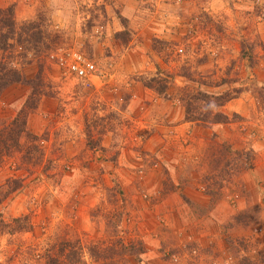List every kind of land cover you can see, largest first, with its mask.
<instances>
[{
    "label": "rangeland",
    "instance_id": "374dc122",
    "mask_svg": "<svg viewBox=\"0 0 264 264\" xmlns=\"http://www.w3.org/2000/svg\"><path fill=\"white\" fill-rule=\"evenodd\" d=\"M6 8L18 34L0 60L24 80L0 91V129L35 89L28 127L41 139L33 153L23 134L0 162V216L27 222L0 228V264L70 252L82 264H264V0H0ZM60 48L80 50L96 74L66 76L50 59ZM157 64L226 80L212 92L238 88L220 108L227 121H187L180 80L170 98L146 88Z\"/></svg>",
    "mask_w": 264,
    "mask_h": 264
},
{
    "label": "trees",
    "instance_id": "16d2710c",
    "mask_svg": "<svg viewBox=\"0 0 264 264\" xmlns=\"http://www.w3.org/2000/svg\"><path fill=\"white\" fill-rule=\"evenodd\" d=\"M3 13L2 23L7 27V31L2 33L0 31V51L8 52V58H11L13 51L15 50L14 44L10 43L8 39H11L14 33L18 34L14 30L13 14L10 8L0 10ZM7 14V15H6ZM241 58L249 59L250 54L247 50L241 47ZM5 58L1 57L0 59ZM196 70L191 69V66L183 65L179 71L167 70L161 68L160 65H156V69L149 76H145L140 79L142 84L147 88H150L160 94L162 97H171L167 90L175 84L177 80L181 81V86L177 88L175 96L179 93L180 96L176 97L184 106V118L187 121H196L204 124H215L223 123L227 121L228 116L220 108L230 99L234 98L239 92V89H231L229 91H210L206 87H219L222 85L223 81L226 80L222 78H216L215 73L204 74ZM39 73L35 76V80H40ZM24 80L22 74L19 70L13 66L9 65V61L0 60V91L4 89L8 84L14 82H20ZM40 82V81H39ZM42 92L39 90L32 89L31 92L26 97L25 101L18 109L16 115L8 122L2 123V128L0 129V135L3 139H9L11 142L6 143L3 141L4 145H0V162L3 157L10 156L15 149L21 150L22 144H20V138L23 134L29 136V144H26V151H31L33 153L39 152L38 141L41 139L37 134H34L28 127V116L36 109L38 102L41 99ZM174 98V97H172ZM5 136V138H4ZM29 158L32 157L29 152ZM17 218L12 219V223H16ZM27 223L24 222L20 225H12L10 222H6L0 216V228L3 234H13L22 229L23 225ZM77 246L72 245V248ZM51 249V248H50ZM78 249V248H75ZM49 252V251H48ZM82 256H79L70 252L64 258H58V256L52 257L51 254L36 255L34 257L35 262H42V264H82ZM34 264V263H33Z\"/></svg>",
    "mask_w": 264,
    "mask_h": 264
},
{
    "label": "built area",
    "instance_id": "2783aa9c",
    "mask_svg": "<svg viewBox=\"0 0 264 264\" xmlns=\"http://www.w3.org/2000/svg\"><path fill=\"white\" fill-rule=\"evenodd\" d=\"M55 67L66 76L81 80H90L96 74L93 60L76 48H60L50 54Z\"/></svg>",
    "mask_w": 264,
    "mask_h": 264
},
{
    "label": "crops",
    "instance_id": "0c3cea01",
    "mask_svg": "<svg viewBox=\"0 0 264 264\" xmlns=\"http://www.w3.org/2000/svg\"><path fill=\"white\" fill-rule=\"evenodd\" d=\"M146 87V86H145ZM147 88V87H146ZM150 89V88H149Z\"/></svg>",
    "mask_w": 264,
    "mask_h": 264
}]
</instances>
